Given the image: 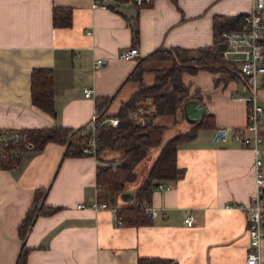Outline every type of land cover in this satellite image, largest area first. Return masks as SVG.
Wrapping results in <instances>:
<instances>
[{"label": "crops", "instance_id": "1", "mask_svg": "<svg viewBox=\"0 0 264 264\" xmlns=\"http://www.w3.org/2000/svg\"><path fill=\"white\" fill-rule=\"evenodd\" d=\"M253 1L224 6V0H153L144 7L125 2L92 7V0H0V128L92 126L98 98H111L107 114H113L139 89L138 81L128 79L138 59L161 48L193 53L214 45V17L248 14ZM55 6L72 9L69 26L54 24ZM134 17L140 56L124 60L121 50L134 43ZM97 58L103 59L99 67L94 66ZM39 67L53 71L56 117L32 102V70ZM151 71H145L144 80ZM182 81L205 104V112L213 114L214 126L200 128L178 146L176 162L184 176L165 181L170 186L156 187L151 197L152 206L164 210L150 224L123 225L116 207L133 199L119 195L112 202L97 183L98 165L114 161L108 164L117 166V154H107V160L96 154L65 156L64 143L50 141L37 152L29 143L18 165L0 167V264H16L23 243L29 249L26 264H138L144 256L178 264H246L249 236L240 205L254 194V151L232 129L246 124L249 89L232 64L229 70L184 71ZM171 89L168 84L164 91ZM261 99L264 103V77ZM115 102L118 109H112ZM184 118L183 106L174 116L153 117L166 126L163 144L190 129L192 124L181 125ZM171 128L177 131L165 138ZM219 129L225 133L216 140ZM159 152L160 147L153 149L150 159L138 164V177L127 192H135ZM42 190L45 205L58 209L38 215L23 241L19 226ZM190 214L192 225L185 221ZM262 254L264 264V241Z\"/></svg>", "mask_w": 264, "mask_h": 264}, {"label": "trees", "instance_id": "2", "mask_svg": "<svg viewBox=\"0 0 264 264\" xmlns=\"http://www.w3.org/2000/svg\"><path fill=\"white\" fill-rule=\"evenodd\" d=\"M176 1V0H173ZM246 14L235 16L216 15L214 17L215 43L211 46L197 49V56H192L195 61L189 64L175 63L167 68H159L162 73L155 76L154 81L148 84L144 80L145 69L140 68L138 63L129 75L128 79L139 82V89L124 103L114 114H107L110 97H101L96 101L98 119L116 116L119 124H100L98 122L95 131L97 133L96 156L101 157L104 152L115 153L118 157V165L99 164L97 168V183L112 202L123 193L129 183L134 184L138 175L136 167L143 161L150 159L151 151L160 147V152L152 161L151 166L142 183L133 191V200L128 206H117L118 221L126 226H139L150 224L152 217L144 208L145 203H151L153 189L161 181L177 182L184 176L185 170L177 166L176 153L178 146L183 142L194 138L200 128L213 127L214 116L205 112L201 119L192 124L186 132H180L169 138L164 144L166 126L156 123L154 116H174L176 110L182 107L188 99L199 97L190 94V89L182 81L184 71L195 72L201 68H208L213 71L229 70L231 64L227 62L222 52L217 50V45L222 41V34L226 30L241 27L242 20ZM130 22L134 43L139 41V28L137 17ZM53 22L57 26H69L72 22V9L69 7L55 6L53 9ZM173 51L181 61L184 56H189L191 50L182 47L157 49L140 59H165L166 52ZM172 54V53H169ZM233 65V64H232ZM53 71L51 68H34L32 70L31 91L32 102L53 117L57 116L54 106L53 92ZM170 84L172 89L164 91ZM147 97L152 98L155 111L148 118V113L142 114L143 119L134 120L130 117V110H135L141 100ZM107 114V115H106ZM6 133L18 131L21 139L17 142L9 141V144H2L5 152L0 156V167L12 168L21 162L23 150L27 149L29 143L33 144L32 150L40 151L50 141L64 143L66 145L65 156L84 155L85 142L91 126L71 128L63 125H54L47 128H6ZM11 139V138H10ZM4 142V141H3ZM2 143V142H1ZM12 150L16 152H12ZM116 160V158L114 159ZM46 190L37 191L35 202L28 210L25 218L19 226V235L24 241L30 232L35 219L40 214H51L57 211L58 207L45 205L43 197ZM28 248L23 243L16 264H26ZM138 264H178L175 260L165 257L144 256L140 257Z\"/></svg>", "mask_w": 264, "mask_h": 264}, {"label": "built area", "instance_id": "3", "mask_svg": "<svg viewBox=\"0 0 264 264\" xmlns=\"http://www.w3.org/2000/svg\"><path fill=\"white\" fill-rule=\"evenodd\" d=\"M117 2H125L136 7H144L152 4L153 0H92V7H110ZM222 41L226 47L222 50L223 58L237 67L239 75L244 79L249 96L247 108V121L244 126L232 129L233 136L243 145L251 146L254 151L253 173L255 190L248 203L240 205L246 214L247 232L249 236V246L246 255V264H263L262 244L264 241V160L262 144L264 135L262 127L264 124V103L260 97L261 79L264 77V0H254L252 8L243 18L241 27L226 30L222 34ZM140 56L137 45H131L120 52V58L124 60H135ZM103 64L102 58L94 61V66L99 67ZM85 95L92 94V88H85ZM100 124H110L117 126L119 118L111 116L98 119L93 117V125L87 135L84 152L96 154L97 133L95 128ZM6 128H0V156H3L5 149L2 144H9L13 140L17 142L22 136L18 131L6 133ZM11 138V139H10ZM4 141V142H3ZM2 142V143H1ZM12 152H16L12 150ZM170 184L161 181L158 188H168ZM101 206L105 204L101 203ZM80 206H84L81 204ZM144 208L151 217H155L163 208H155L151 203H145ZM188 225L194 222V215L185 218Z\"/></svg>", "mask_w": 264, "mask_h": 264}, {"label": "rangeland", "instance_id": "4", "mask_svg": "<svg viewBox=\"0 0 264 264\" xmlns=\"http://www.w3.org/2000/svg\"><path fill=\"white\" fill-rule=\"evenodd\" d=\"M231 2H239V3H241V2H243V0H227V3L224 0L223 5L224 6H228V5H230ZM169 53H172V54H169ZM166 54H167L166 55L167 57L165 59H159V61H157L158 59H152L153 61L151 59H148L149 62H147L148 61L147 59L146 60H142V61H140V59L137 60V64L138 63L140 64V68H143V69H146V70H153L151 72H146V74H145V82L146 83H148V81H150V80H153V77H155L156 75L162 73V72H160L158 70L159 68H162L161 66H163L165 68V66L170 67V66H172L175 63L189 64V63L195 61V60L190 59V58H192V56H197L198 55L197 52H193V53L189 54V56H184L183 60L181 61V59L179 57L175 56L173 51L169 50L168 52H166ZM260 97H261V87H260ZM148 98L145 99V100H141L140 101V103L143 102V105L140 106V107H142L144 109L140 108L139 105H138V107L135 110H130L129 113H130V117L131 118H133L134 120H141V119H143V117L141 115L142 114H146V113L149 114L148 118H150L152 111H151V109H148V106L146 105V104L150 103V100ZM146 102H148V103H146ZM117 106H118V104L115 102V104L112 106V109H116ZM120 107H121V104H120V106H118V108H120ZM157 122H159V121H157ZM162 122H163V120H162ZM187 124L188 123H187V121L184 118V120L181 122V125L184 126V125H187ZM177 128H178L177 130H181V129L185 130V128H181L179 126H177ZM177 130H176V128L169 129L168 130L169 132L166 134L165 138H168L170 136L169 134L173 135ZM107 154H109V153L108 152H104L103 155H102V156H104V158L106 160L108 159L107 158ZM109 159H112V156ZM138 174H139V169H138Z\"/></svg>", "mask_w": 264, "mask_h": 264}, {"label": "water", "instance_id": "5", "mask_svg": "<svg viewBox=\"0 0 264 264\" xmlns=\"http://www.w3.org/2000/svg\"><path fill=\"white\" fill-rule=\"evenodd\" d=\"M225 47H226V43L222 41L218 43L217 50L222 51L225 49ZM183 110H184L185 120L187 121V123L194 124L197 121H199L202 115L205 113L206 106L201 100L191 98L184 102ZM224 133H225L224 129H219L216 133V140ZM120 197L124 201H131L133 199V193L123 192L120 194Z\"/></svg>", "mask_w": 264, "mask_h": 264}]
</instances>
